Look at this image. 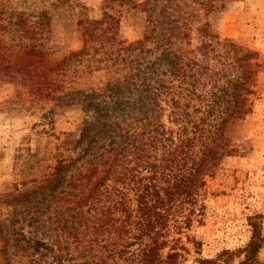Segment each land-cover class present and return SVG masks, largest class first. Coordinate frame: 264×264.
<instances>
[{
    "label": "rangeland",
    "instance_id": "obj_1",
    "mask_svg": "<svg viewBox=\"0 0 264 264\" xmlns=\"http://www.w3.org/2000/svg\"><path fill=\"white\" fill-rule=\"evenodd\" d=\"M145 1L0 0V63L11 61L34 76L25 85L0 82V264L54 262L66 254L57 246H74L67 222L113 218L109 196L93 203L91 211L89 204L82 210L80 194L87 190L81 193L75 185L84 165L112 146V125L125 126L128 93L117 83L132 71L123 63L90 71L89 58L81 64L67 59L84 47L85 28L93 22L110 23V34L124 47L142 40L150 13L134 5ZM202 1L151 0L149 8L154 18L162 10H175V18L188 19L192 49L200 46L196 28L208 22L221 42L229 40L257 56L250 85L252 112L228 126L226 150L232 154L204 177L196 205L186 206L195 211L192 218H167L170 246L178 245L181 264H204L243 249L252 238L251 222L264 235V0H217L218 8L210 14ZM33 47L43 57L24 53ZM154 47L143 55L137 52L136 59H155L160 53ZM70 161L76 165L66 182L51 185L60 164ZM116 188L112 191L118 184ZM258 259L264 264V245ZM241 260L232 256L229 264Z\"/></svg>",
    "mask_w": 264,
    "mask_h": 264
},
{
    "label": "trees",
    "instance_id": "obj_2",
    "mask_svg": "<svg viewBox=\"0 0 264 264\" xmlns=\"http://www.w3.org/2000/svg\"><path fill=\"white\" fill-rule=\"evenodd\" d=\"M216 1L201 2L206 14L218 8ZM149 3L134 5L150 13L142 40L124 47L110 34V23L105 27V20L93 22L85 28L84 47L67 59L81 64L89 58L90 71L123 63L132 74L117 83L128 93L125 126L112 125L118 129L111 132L112 146L84 165L75 185L81 193L87 190V195L80 194L85 201L80 207L89 204L90 211L93 203L109 196L113 218H80L77 225L67 222L74 246H57L59 253L66 250V254L48 264H181L178 245L170 246L167 218H192L195 211L186 206L196 205L204 177L233 152L226 150L229 124L252 112L250 85L257 54L229 40L221 42L208 22L196 28L200 46L192 49L189 20L175 18V10H162L154 18ZM150 45L160 54L152 60L136 59L137 52H150ZM24 53L43 57L37 47ZM33 79L27 68L11 61L0 63V82L25 85ZM60 165L59 174L49 180L51 185L66 182L76 163ZM117 184L119 189L112 191ZM251 227V241L243 249L203 263L229 264L230 257L237 255L242 257L240 264H262L258 255L264 235L257 222H251Z\"/></svg>",
    "mask_w": 264,
    "mask_h": 264
}]
</instances>
